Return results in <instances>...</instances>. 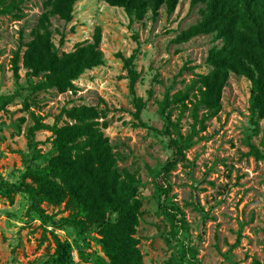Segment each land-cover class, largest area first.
Returning a JSON list of instances; mask_svg holds the SVG:
<instances>
[{"label": "rangeland", "instance_id": "rangeland-1", "mask_svg": "<svg viewBox=\"0 0 264 264\" xmlns=\"http://www.w3.org/2000/svg\"><path fill=\"white\" fill-rule=\"evenodd\" d=\"M44 1L21 0L10 12L0 13V264H50L54 235L69 242L70 264H94L83 261L79 251L104 255L97 227L92 225L83 237L71 226L54 227L38 216L26 192L4 189L31 182L28 169L40 171L55 153L49 127L33 130L32 145L28 129L71 122L63 108L79 104L104 112L98 119L119 153L118 165L139 180L134 237L143 264H264V122L250 110L249 79L229 72L219 111L204 118L205 109L199 107L197 120L191 116L189 99L199 75L212 68L208 50L220 40L212 33L175 38L199 19L201 5L178 0L171 13L162 5L156 16L149 11L137 19L106 0H76L70 21L51 15L50 39L59 54L92 40L96 27L100 30L102 62L74 79L73 89L60 92L34 89L42 76L22 63ZM131 54L137 73L134 91L143 102L139 119L122 59ZM186 85L192 88L185 108L168 100L165 112L173 124L167 125L160 102ZM175 130L190 137L183 155L169 143ZM173 158L176 164L166 171L164 163ZM40 207L53 219L69 213L64 202L43 200Z\"/></svg>", "mask_w": 264, "mask_h": 264}, {"label": "trees", "instance_id": "trees-1", "mask_svg": "<svg viewBox=\"0 0 264 264\" xmlns=\"http://www.w3.org/2000/svg\"><path fill=\"white\" fill-rule=\"evenodd\" d=\"M20 1L10 0L0 7V13L10 12ZM75 1H44L45 9L32 31L33 37L27 41L22 53L23 66L31 74L42 76L33 85L34 89L54 87L60 92L73 89L74 79L85 69L102 62L99 27L95 28L92 40L78 42L73 50L61 54L50 39L49 17L57 15L64 21H70ZM106 1L122 6L131 17L137 19L149 11L152 16H156L162 5L167 13H171L178 3V0ZM3 2L0 0V5ZM197 4L201 5L199 19L182 30L175 40L183 41L200 33H212L215 40H220V44H213L208 50L206 61L212 68L199 75L193 99H189L193 120H197L199 107L205 109L204 118L219 111L221 92L228 74L236 72L249 79L250 110L264 122V0H190V6ZM122 59L136 108L134 115L139 119L143 102L134 91L137 79L133 68L134 54ZM18 61L19 51L15 50L12 56L14 72L17 71ZM191 88L186 85L171 97L165 94L160 102V114L167 125L173 124L170 112H165L168 100L185 108L184 100ZM63 113L71 122L60 126L38 124L28 129L29 145L34 142V129L45 126L52 130L55 153L48 158L47 164L40 171L28 169L25 174L31 178V182L22 181L19 185H8L4 189L26 192L38 216L49 220L54 227L71 226L80 237L92 225L97 227L104 255L79 251L83 261L91 260L94 264H143L137 238L134 237L140 215L141 202L137 194L139 180L126 167L118 165L119 153L113 151L108 137L102 131L105 122L98 119L103 117L104 112L95 105L79 104L63 108ZM175 131L176 136L170 137L169 143L174 153L183 155V150L190 145V137L185 139ZM176 162V158L167 160L163 168L168 171ZM165 181L169 186L167 178ZM43 200L64 202L69 213L53 219L40 207ZM159 205L165 209L161 202ZM54 242L50 264H70L69 242L56 235ZM254 264L259 263L255 261Z\"/></svg>", "mask_w": 264, "mask_h": 264}]
</instances>
